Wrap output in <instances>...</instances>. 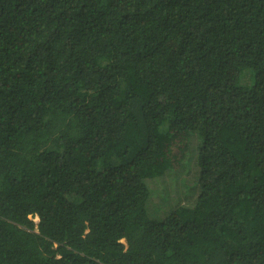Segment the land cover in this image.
<instances>
[{
  "label": "trees",
  "instance_id": "trees-1",
  "mask_svg": "<svg viewBox=\"0 0 264 264\" xmlns=\"http://www.w3.org/2000/svg\"><path fill=\"white\" fill-rule=\"evenodd\" d=\"M0 264H264V0H0Z\"/></svg>",
  "mask_w": 264,
  "mask_h": 264
},
{
  "label": "rangeland",
  "instance_id": "rangeland-1",
  "mask_svg": "<svg viewBox=\"0 0 264 264\" xmlns=\"http://www.w3.org/2000/svg\"><path fill=\"white\" fill-rule=\"evenodd\" d=\"M35 221L38 222V218L37 217L35 218Z\"/></svg>",
  "mask_w": 264,
  "mask_h": 264
}]
</instances>
